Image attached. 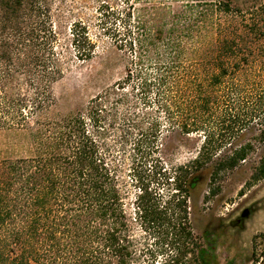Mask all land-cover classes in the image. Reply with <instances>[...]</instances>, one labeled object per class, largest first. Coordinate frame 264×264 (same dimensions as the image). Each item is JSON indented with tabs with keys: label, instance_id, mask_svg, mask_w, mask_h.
<instances>
[{
	"label": "trees",
	"instance_id": "1",
	"mask_svg": "<svg viewBox=\"0 0 264 264\" xmlns=\"http://www.w3.org/2000/svg\"><path fill=\"white\" fill-rule=\"evenodd\" d=\"M124 1L105 29L124 75L51 119L65 51L81 62L95 51L88 28L57 22L55 0H0V129L32 141L28 155L0 161V264H138L133 219L174 264H219L193 239V190L207 173L205 199L214 197L257 151L246 185L264 179V0H186L146 14ZM171 131L201 144L168 167Z\"/></svg>",
	"mask_w": 264,
	"mask_h": 264
},
{
	"label": "rangeland",
	"instance_id": "2",
	"mask_svg": "<svg viewBox=\"0 0 264 264\" xmlns=\"http://www.w3.org/2000/svg\"><path fill=\"white\" fill-rule=\"evenodd\" d=\"M55 0L53 14L63 27L81 22L88 28V34L95 45V51L86 61L75 58V50L68 48L64 59V73L51 86L54 105L48 116L60 119L80 109L124 75L122 53L116 49L111 37L105 34L117 13L127 12L124 0ZM186 0H131L133 13L146 14L157 11L165 5L182 6ZM242 1V0H236ZM104 3V4H103ZM107 5L108 8H101ZM147 11V12H146ZM259 128V126H257ZM248 134L247 138H251ZM164 143V160L168 167L180 165L193 158L200 145L199 135L180 138L175 131L168 133ZM32 141L27 131L21 129H0V161L7 158L26 156L30 153ZM254 152L247 161L233 172L226 174L220 183V190L214 197L205 199L208 191V175L192 192L189 199V222L193 239L210 249L219 264H264L262 249L264 241L254 237L264 233V179L247 186L251 166L258 159ZM128 182V163H124ZM242 191V194H239ZM133 195L126 207L134 216ZM133 240L137 246L138 264H174L170 261L171 251L163 248L153 236L140 230L136 219L132 220ZM258 259V262L255 260ZM168 262V263H167Z\"/></svg>",
	"mask_w": 264,
	"mask_h": 264
}]
</instances>
